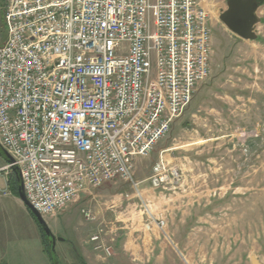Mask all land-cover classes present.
<instances>
[{"label":"built area","instance_id":"2783aa9c","mask_svg":"<svg viewBox=\"0 0 264 264\" xmlns=\"http://www.w3.org/2000/svg\"><path fill=\"white\" fill-rule=\"evenodd\" d=\"M4 22L0 147L31 206L48 218L106 183L137 191L136 163L211 76L203 0H7ZM182 177L162 157L149 182L170 191Z\"/></svg>","mask_w":264,"mask_h":264},{"label":"rangeland","instance_id":"374dc122","mask_svg":"<svg viewBox=\"0 0 264 264\" xmlns=\"http://www.w3.org/2000/svg\"><path fill=\"white\" fill-rule=\"evenodd\" d=\"M6 2L0 0V45L7 37ZM203 3L213 43L210 78L167 139L136 163L137 191L132 183L116 180L57 216L44 218L52 234L61 239L55 245L60 264H80L75 248L80 249L82 239L90 250L97 252L101 246L108 249L106 256L116 259L132 234L139 243L145 235L151 236V245L157 248L141 259L131 256L126 264H148L155 252L161 256L158 264H254V260L264 264V3L255 41L236 37L220 21L226 0ZM162 157L182 172L179 188L152 189L149 178ZM7 165L0 154V249L4 250L0 264H22L24 251L33 252L31 262L37 264L34 253L40 247L39 234L42 241L41 229L18 215L8 196L13 192ZM189 187L206 190L199 204L177 199L196 194L192 189L186 193ZM181 203L185 205L179 209ZM85 211L94 219L88 220ZM182 213L186 221L181 220ZM157 220L164 221L165 227L151 225ZM95 235L100 236L98 242L91 240ZM14 255L21 263H12ZM47 261L52 264L48 256Z\"/></svg>","mask_w":264,"mask_h":264},{"label":"crops","instance_id":"0c3cea01","mask_svg":"<svg viewBox=\"0 0 264 264\" xmlns=\"http://www.w3.org/2000/svg\"><path fill=\"white\" fill-rule=\"evenodd\" d=\"M163 158L167 159V157L166 158L163 157ZM168 161H170V160H168ZM184 189H186V188L184 187ZM191 189L192 188L189 187V190L188 189L185 190L186 193H187V191L191 192ZM192 190L193 191L195 190L196 194L189 193V194L184 195V196L179 195L177 199L180 200L182 198L183 199L184 198H188V200L191 201V203H192V204L190 203L191 205H193V204L195 205L196 203L199 204V201L201 200V198L203 196H205L204 193H206V190H202L201 187L200 188H195V189H192ZM8 196H10L11 200H13L12 203L17 206L18 215L20 213V215L22 217H24L25 219H27V221L30 222V223L35 222V220L32 217L31 212L21 202L19 197L15 196L13 193H10V192H9ZM151 199H152L153 202H155L154 201L155 199L152 196H151ZM182 205H185V204L181 203L179 205V209H181ZM172 208L176 209V205H173ZM181 216H182L181 220L182 221H186L187 217L185 216V214L182 213ZM145 234H147V233H145ZM127 238H128L127 244L123 245L121 247L120 253L117 252V256L118 257L116 259L115 258L111 259L110 257L106 256V251L103 250V249H99V250H97V252H95L93 250H90L88 247H86V245H85L86 242H85L84 239H82V240L79 239L80 241L78 242V245H79L80 249H77V250L79 251V254L84 259L86 264H102V263L103 264H106V263L107 264H124V263L126 264L128 262V258H129V261H131V258H130L131 256L134 257V258L141 259L143 257L142 255L148 256V255H150V252L152 253V249L157 248L156 246L154 247L153 245H151V242L153 241V238H151V236L149 237V236L145 235L144 236V240L141 241L140 243L135 240V234H132V237L128 236ZM38 241L40 243V247L34 253L35 256H37V259H38L37 264H49V262L47 261V256L48 255L44 251V247H43V243L41 241L40 234L38 235ZM177 244L179 245V243H177ZM2 251L0 249V259L4 258V250H2ZM155 253H154V255L152 254L153 257H152L151 261L148 264H150L151 262H152V264L160 263L159 260H160L161 256H159L158 254H155ZM32 254H33V252L24 251L22 256L25 257V258H24L22 264H32V262H31ZM13 258L14 259L12 260V263H15V262L21 263V260L19 259V255H14ZM126 258H127V260H126ZM1 262H2V259H1Z\"/></svg>","mask_w":264,"mask_h":264},{"label":"water","instance_id":"95a60500","mask_svg":"<svg viewBox=\"0 0 264 264\" xmlns=\"http://www.w3.org/2000/svg\"><path fill=\"white\" fill-rule=\"evenodd\" d=\"M227 9L219 19L225 27L236 37L244 41H255L257 39V25L261 23L258 16L259 9L264 3V0H226ZM262 2V3H261ZM0 154L8 165L14 164V160L0 147ZM12 172L15 174L18 182V197L21 202L27 207L35 218L38 225L42 228L44 234L50 240L51 251L53 257H56L55 245L56 238L49 229L44 217H42L29 203L26 198L24 185L18 167L13 166ZM61 241V239H59ZM254 264H257L254 260Z\"/></svg>","mask_w":264,"mask_h":264},{"label":"trees","instance_id":"16d2710c","mask_svg":"<svg viewBox=\"0 0 264 264\" xmlns=\"http://www.w3.org/2000/svg\"><path fill=\"white\" fill-rule=\"evenodd\" d=\"M9 183H10L9 185H11V186H10L11 191L13 192V194H14L15 196L18 197V182H17V178H16V176H15V174H14L13 172H12V180H11ZM32 217H33V215H32ZM33 219L35 220L34 217H33ZM35 222H36V220H35ZM36 223H37V222H36ZM37 225H38V224H37ZM38 226H39V225H38ZM39 228L41 229L40 226H39ZM41 233H42V241H43L44 251L47 253V255H48V257H49L51 263H52V264H60V261L58 260L57 255H56V257H53V254H52V251H51V245H50V243H49V239L45 237L46 235H44L42 229H41ZM75 251H76V253H77V258H78V260H79V263H80V264H86V262H85L84 259L81 257V255L79 254V251H78L76 248H75Z\"/></svg>","mask_w":264,"mask_h":264},{"label":"flooded vegetation","instance_id":"af4514ba","mask_svg":"<svg viewBox=\"0 0 264 264\" xmlns=\"http://www.w3.org/2000/svg\"><path fill=\"white\" fill-rule=\"evenodd\" d=\"M262 3V2H261ZM42 229V228H41ZM44 233V232H43ZM45 235V234H44ZM46 238H48L47 236H45ZM56 238V242L60 239L59 237L55 236ZM49 243H50V240H49Z\"/></svg>","mask_w":264,"mask_h":264}]
</instances>
